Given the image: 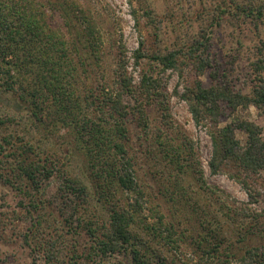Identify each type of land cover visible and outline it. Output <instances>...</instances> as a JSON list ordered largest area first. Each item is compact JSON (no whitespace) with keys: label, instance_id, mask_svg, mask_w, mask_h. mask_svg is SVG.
Masks as SVG:
<instances>
[{"label":"rangeland","instance_id":"1","mask_svg":"<svg viewBox=\"0 0 264 264\" xmlns=\"http://www.w3.org/2000/svg\"><path fill=\"white\" fill-rule=\"evenodd\" d=\"M13 1L0 0V5L7 4L8 11ZM16 2L19 7L30 5L45 34H58L54 47L65 49H59L57 68L51 72L29 56L36 51L32 44L4 43L0 264H133L127 251L102 256L93 250V240L108 225L111 210L128 206L134 196L98 173L93 150L97 145L91 144L90 130L98 123L112 125L113 120H100L98 109L82 114L71 102L84 106L85 95L97 102L100 92L116 90L122 77L130 87L120 97L128 108L124 142L143 191L142 217L152 222L157 210L177 227L181 242L179 251L170 250L174 258L195 260V242L200 240L217 244L222 255L236 257L261 245L264 169L244 170L231 161L223 171L212 172L207 128L213 124L205 120V125H196L183 94L197 80L203 87L224 84L246 94L264 85V0ZM83 20L94 26L90 44ZM40 46L47 45L43 41ZM173 52L172 67L155 60L157 54ZM51 73L67 78L68 107L59 106L39 83L40 75ZM143 76L156 82L150 94L142 86ZM241 119L259 125L264 138V105L224 106L215 127ZM235 135L244 145L245 133L236 130ZM21 153L44 170L34 183L12 164ZM212 187L221 194L211 193ZM151 245L157 249L160 244ZM45 250L52 257L47 258Z\"/></svg>","mask_w":264,"mask_h":264},{"label":"trees","instance_id":"2","mask_svg":"<svg viewBox=\"0 0 264 264\" xmlns=\"http://www.w3.org/2000/svg\"><path fill=\"white\" fill-rule=\"evenodd\" d=\"M16 1H13L14 4L10 6L8 11L5 9L7 4L0 5V59L2 60V57L4 58L6 55L7 51L3 49L6 42L22 46L32 44L33 49H36V51L33 54L29 53V56L32 57L36 66H39L43 71L51 69L52 72L58 65L57 54L60 51L59 49H65L62 46L54 47L53 42L58 34L55 32L49 36L46 35L45 27L35 20L37 14L34 10H31L30 5L24 6L23 4L22 7H19L20 5L17 6L16 3L18 2ZM29 8L30 10H28ZM64 19L72 24L71 17L66 15ZM84 29L85 40H88V44H90V41H94V26L91 25L90 21L88 24L85 22V26L82 27V30ZM50 30L52 31L51 27ZM42 40L50 48H47V46L38 47L39 42H43ZM76 42L79 43V39ZM29 49L32 50V47ZM174 54L176 53L157 54L155 60L164 67H172L174 66L172 60ZM118 76L122 77L120 73H118ZM39 79L41 86L45 87L53 99L59 103V106L60 104L65 105L64 103L70 100L65 90L67 78L64 75L58 76L56 73L54 75L51 73L47 77L40 75ZM118 83L119 87L116 90L110 88L101 91L97 102L96 99H90L87 95L84 96V106L75 100H70L82 114L87 113L90 109L95 111L98 109L100 120L103 116L113 120L112 125L109 122L107 124L105 122L104 124L98 123V127L93 125L92 130H90L91 144L97 145V148L93 149L96 152L95 159H97L94 160L98 164V170H100L98 173L101 174V177L107 179L108 183L134 194L133 202H129L128 206H118L111 210L108 225L104 226L100 236H95V240H93L95 254L104 256L127 251L133 264H169L175 261L176 264H264V237L261 245L246 248L238 257L230 253L220 254L217 244L206 245L201 240L196 241L197 258L195 260L182 259L179 261L178 258H174L170 251L171 249L175 251L180 249L181 237L178 236L177 227L172 222H165L163 216L157 210L153 212L154 219L152 222L144 221L142 217L143 191L137 181L132 158L128 155L124 142L127 137V128L124 123L128 115V108L127 105L121 102L120 97L124 92L127 94L130 87L129 82H126L124 77ZM141 83L146 94H150V91L156 86V82H150V78L147 76L142 77ZM186 90L183 94L184 100L188 104L195 124H202L203 126L205 120L213 124V126L207 128L212 144V155L209 161L212 172L223 171V167L228 166L231 161L244 170L258 171L264 169V138L259 125L251 120L241 119L226 123L219 128L215 127L224 106L234 109L249 105L256 107L264 105V85H258L252 90V94H246L239 90L234 91L224 84H212L209 87H203L201 82L197 80L191 89L186 88ZM33 96H37L36 90ZM66 106L68 107L67 103ZM236 130L245 133L244 145H240L239 140L236 138ZM4 141L6 140L4 139ZM4 149V144L0 141V152ZM4 157H7V153L4 154ZM12 162L15 169L18 170V174L27 177L33 183L39 175L44 173L38 161L31 159L27 154L21 153L19 158H15ZM192 169H194L193 165ZM237 179L240 178L237 177ZM243 185L247 186L245 181H243ZM80 191L82 190L79 189L78 192ZM211 193L221 194V191L212 187ZM216 196L220 198L223 195ZM32 226L37 227V225ZM157 242L160 245L159 248L155 249L151 243L156 244ZM48 246L47 249L50 248V245ZM45 251L47 252L45 254L47 258L52 257L53 254L48 253L50 250ZM167 254L172 256L165 263Z\"/></svg>","mask_w":264,"mask_h":264}]
</instances>
